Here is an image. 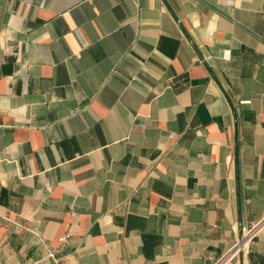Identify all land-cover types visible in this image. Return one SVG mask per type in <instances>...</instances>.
<instances>
[{
  "label": "crops",
  "instance_id": "0c3cea01",
  "mask_svg": "<svg viewBox=\"0 0 264 264\" xmlns=\"http://www.w3.org/2000/svg\"><path fill=\"white\" fill-rule=\"evenodd\" d=\"M262 220L264 0H0V264H216Z\"/></svg>",
  "mask_w": 264,
  "mask_h": 264
},
{
  "label": "built area",
  "instance_id": "2783aa9c",
  "mask_svg": "<svg viewBox=\"0 0 264 264\" xmlns=\"http://www.w3.org/2000/svg\"><path fill=\"white\" fill-rule=\"evenodd\" d=\"M264 225V220L248 228H242L240 231V236L232 246V248L216 263V264H230L236 259L240 254L248 252L250 244L253 239L258 235L261 227ZM67 241V236L59 239L60 243ZM50 257L53 255L50 254Z\"/></svg>",
  "mask_w": 264,
  "mask_h": 264
}]
</instances>
